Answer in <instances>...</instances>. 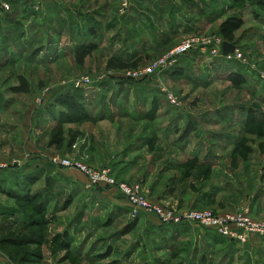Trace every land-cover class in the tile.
Here are the masks:
<instances>
[{
  "label": "rangeland",
  "instance_id": "rangeland-1",
  "mask_svg": "<svg viewBox=\"0 0 264 264\" xmlns=\"http://www.w3.org/2000/svg\"><path fill=\"white\" fill-rule=\"evenodd\" d=\"M206 1L208 25L143 58L135 43L146 30L119 22L125 0H0V162L9 166L0 171V264H264L263 239L249 236L262 241L252 253L241 243L251 254L237 263L210 257L198 237L161 234L167 227L153 225L154 215L135 217L116 188L89 185L94 176L79 168L110 170L177 214L248 211L264 221V196L253 197L264 185V0ZM232 16L244 19L234 41L240 58L193 50L172 69L155 65L189 36L223 39L220 24ZM91 43L98 47L80 64L76 48ZM119 62L154 70L131 79L110 67ZM234 74L241 84L229 81ZM189 130L214 163L185 159L178 138ZM35 168L45 174L30 187L26 174ZM26 180V192H42L43 208L9 193Z\"/></svg>",
  "mask_w": 264,
  "mask_h": 264
},
{
  "label": "crops",
  "instance_id": "crops-1",
  "mask_svg": "<svg viewBox=\"0 0 264 264\" xmlns=\"http://www.w3.org/2000/svg\"><path fill=\"white\" fill-rule=\"evenodd\" d=\"M127 3V14L119 19V22H132L139 29L146 30V33H141V38L136 44V53L143 55V58H147L156 51L160 53L165 51L170 45H172L173 39H177L179 36L191 34L194 31H198L204 28L210 23V5L206 0H125ZM201 4V5H200ZM196 12L201 13L204 17L203 24H198L195 14ZM200 19V17H199ZM201 20V19H200ZM153 30V33L147 30ZM157 35V37L155 35ZM130 59V56H128ZM194 59V58H192ZM128 116V115H127ZM113 117L109 118L112 119ZM196 133H185L178 138V141H182V145L186 146V160H197V163L203 165H210L214 163L215 156L210 151L207 152L204 149V138L197 139ZM222 138H226L225 135ZM197 141V142H195ZM194 145V146H193ZM193 146L191 150L189 147ZM36 167V166H34ZM227 184L220 187L221 190H227ZM229 185V184H228ZM230 186V185H229ZM229 188V187H228ZM264 196V185L257 188L254 198H260ZM257 202V201H256ZM256 204L253 207V212L256 211ZM264 210V209H263ZM153 225H159L157 218L152 220ZM190 224L182 225H164L167 228L160 230L166 231L161 233L166 236H177L179 242L182 238L190 239L195 236L201 249L213 257L211 254L219 252L223 257L229 256L232 262L237 263L238 261L246 259L248 254L252 253L255 245L254 243L262 242L257 238H253L248 241V250L245 251L243 246L235 241H230L226 238L219 236L214 232H199L198 230L188 228ZM194 234H193V233ZM256 241V242H255ZM250 248V249H249ZM261 252V250H260ZM250 253V254H251Z\"/></svg>",
  "mask_w": 264,
  "mask_h": 264
},
{
  "label": "built area",
  "instance_id": "built-area-1",
  "mask_svg": "<svg viewBox=\"0 0 264 264\" xmlns=\"http://www.w3.org/2000/svg\"><path fill=\"white\" fill-rule=\"evenodd\" d=\"M6 9H10L8 5H4ZM223 39H217L215 36H189L185 38L174 50H172L163 60L155 65L158 66L164 61L162 68H174L180 58L188 55L193 50H200L203 55L210 56L216 59L232 60L235 56L241 57L236 49L234 53L223 56ZM154 68H147L144 72L136 69L127 70V78L139 79L142 73H150ZM90 80L79 82L77 87L89 85ZM168 100L171 104L175 103L174 98L169 95ZM54 164L56 160L52 161ZM57 164V163H56ZM63 165H72L70 162L64 161ZM9 168L5 163L0 162V171ZM80 170L90 176H94V181L89 185L103 184L107 187L116 188L129 203L132 208L133 215L136 217L139 213H148L154 215L158 222L162 225H182L191 224L202 230L214 232L219 236L230 241H235L239 244L247 243L249 236H256L264 238V221L255 220L248 211L241 213H227L224 215H216L211 211L188 210L184 213H175L164 206L150 201L143 193L141 185H129L126 183H118L111 177L110 170H103L102 172H91L86 166L79 165Z\"/></svg>",
  "mask_w": 264,
  "mask_h": 264
},
{
  "label": "trees",
  "instance_id": "trees-1",
  "mask_svg": "<svg viewBox=\"0 0 264 264\" xmlns=\"http://www.w3.org/2000/svg\"><path fill=\"white\" fill-rule=\"evenodd\" d=\"M226 11V10H224ZM224 11H222V15H217V16H223ZM219 14V13H218ZM212 15V14H210ZM244 26V19L241 16H232V17H227L224 19V21L221 22L220 27H219V34L223 38L225 42H228L230 44H235V38H236V33L242 29ZM98 47L97 44H82L76 48V58L79 61L80 64H83L86 57H88L95 49ZM112 68H117V69H123V71L128 70V69H137V64H132V65H127L122 62H119L116 66H110ZM240 75L234 74L230 75L229 81L232 82L233 84L239 85L242 82V78L239 77ZM126 82V81H125ZM76 91V95L78 94V98H81L80 100L77 101L78 105L84 109L85 105L82 102V96L81 92L79 90H73V92ZM71 92V93H73ZM70 93V94H71ZM86 109V108H85ZM86 114V113H84ZM88 114V113H87ZM86 114V115H87ZM88 116V115H87ZM190 130L187 132L189 133ZM190 162H195L197 163V160H192ZM19 170L20 168L15 167V170ZM36 169V168H35ZM17 170V171H18ZM49 170V167H46V182L49 180V177L47 176V171ZM45 174V171L43 169L39 170H34L32 173L26 174V178L31 186L33 187V184L38 183L40 180L43 179V176ZM26 180L25 186L22 187L19 192H9L11 195H13V198L17 201H23L26 203H31L34 204L38 208H43L45 206L44 198L42 197V192H36L33 193L31 191H25L26 188H29V182ZM23 181H18L17 184H21ZM26 187V188H25ZM20 189V187H19ZM15 191V190H14ZM162 225V224H161ZM65 246H70V243L65 242L63 243Z\"/></svg>",
  "mask_w": 264,
  "mask_h": 264
},
{
  "label": "water",
  "instance_id": "water-1",
  "mask_svg": "<svg viewBox=\"0 0 264 264\" xmlns=\"http://www.w3.org/2000/svg\"><path fill=\"white\" fill-rule=\"evenodd\" d=\"M236 50V46L233 44H230L228 42H224L223 44V56H227L231 53H234Z\"/></svg>",
  "mask_w": 264,
  "mask_h": 264
}]
</instances>
